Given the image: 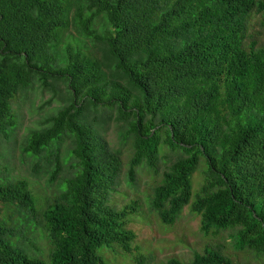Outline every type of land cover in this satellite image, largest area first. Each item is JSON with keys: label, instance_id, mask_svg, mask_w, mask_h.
<instances>
[{"label": "trees", "instance_id": "obj_1", "mask_svg": "<svg viewBox=\"0 0 264 264\" xmlns=\"http://www.w3.org/2000/svg\"><path fill=\"white\" fill-rule=\"evenodd\" d=\"M72 8L100 58L61 42ZM261 33L264 0H0V137L16 125L12 100L34 83L62 81L68 102L21 147L56 192L42 201L25 180L0 182V264H107L100 250L131 252L137 203H109L122 168L101 135L112 119L131 140L129 182L136 167L154 169L164 147L176 154L153 188L163 223L189 206L204 234L232 230L235 249L264 258ZM158 264L235 263L208 248L189 263Z\"/></svg>", "mask_w": 264, "mask_h": 264}, {"label": "rangeland", "instance_id": "obj_2", "mask_svg": "<svg viewBox=\"0 0 264 264\" xmlns=\"http://www.w3.org/2000/svg\"><path fill=\"white\" fill-rule=\"evenodd\" d=\"M74 14L75 8H72L71 22L63 33L61 42L70 43L73 48L83 47L86 51L94 52L96 58H100L98 42L77 31L78 27L72 20ZM251 30L263 31L258 25ZM258 39L264 40V34L261 33ZM48 82L49 87L34 83L12 100L16 125L9 133L8 139L0 137V182L25 180L32 194L42 201L56 192L54 183L48 184L50 177L48 174L36 173L35 163L38 160L25 155L21 147L31 132L46 128L49 125V117L68 105L63 82L54 80ZM118 132L114 119L101 130V135L108 146L120 150L122 162L117 186L109 197V203L117 209H123L132 201L137 203L136 212L130 215L127 224L135 233V239L131 244L130 253L124 254L119 249L116 252L100 250L99 254L107 264H134L135 257L140 255L146 259L147 264L164 263L170 258L189 263L195 254H201L208 248H220L221 252L235 264H264V258L256 253L235 249L231 238L232 230L204 234L200 230V217L193 213L189 206L183 208L173 223H163L151 208L153 188L160 183L163 172L176 160V154L164 147L155 168H149L144 164L136 167L134 182L131 183L128 181L129 160L132 157L131 140L123 143ZM203 179L204 166L201 163L191 179L193 195L200 190ZM35 241L43 250L44 260H47V242L39 236V230L38 234L35 233Z\"/></svg>", "mask_w": 264, "mask_h": 264}]
</instances>
